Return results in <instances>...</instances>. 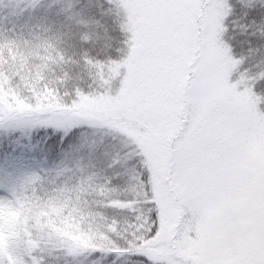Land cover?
<instances>
[{
	"label": "snow or ice",
	"instance_id": "obj_1",
	"mask_svg": "<svg viewBox=\"0 0 264 264\" xmlns=\"http://www.w3.org/2000/svg\"><path fill=\"white\" fill-rule=\"evenodd\" d=\"M106 5L124 35L123 47L105 45L103 61L85 53L91 84L66 93L67 99L49 96L45 104L37 98L24 109L0 98V130L26 134L34 124L51 125L57 132L49 142L54 147L60 139L79 141L84 129L109 121L131 130L122 138L147 196L156 191V168L163 167L172 191L184 189L187 175L194 173L203 187L229 197L242 168L244 146L253 141L264 146V93L256 92V84L264 83V21L258 28L249 21L251 0H106ZM248 36L253 39L243 38ZM237 44L246 45L240 55L234 52ZM233 68H244L239 80L232 79ZM246 83L251 87H242ZM84 105L99 111H83ZM5 163L12 172L0 176V183L7 188L21 159ZM36 179L27 177L0 199V213L23 208L31 199L23 191ZM258 186L257 227L264 252V156ZM158 202L148 205V230L133 229V234L117 238V250L70 247L67 254L99 251L125 264H174L171 256L155 259L148 252L164 228ZM28 231L23 216L12 227L0 220V264H41Z\"/></svg>",
	"mask_w": 264,
	"mask_h": 264
},
{
	"label": "rangeland",
	"instance_id": "obj_2",
	"mask_svg": "<svg viewBox=\"0 0 264 264\" xmlns=\"http://www.w3.org/2000/svg\"><path fill=\"white\" fill-rule=\"evenodd\" d=\"M251 3L249 16L255 6H261L262 0H251ZM72 4L76 7L70 8ZM43 5L59 10L79 26L93 23L85 19V12L92 16L101 12V18L107 16L106 0H0V12L4 13L2 23L8 24L11 31L16 25L7 20L17 22L22 16H28L26 25H29L30 20L41 16L38 11L44 9ZM248 19L251 21V17ZM94 24L109 30L106 22L99 20ZM52 27L53 24L46 26L47 42L43 37L32 52L27 53L26 44L24 50L20 51L18 46L9 50L11 57L0 52V98L6 103L30 109L29 101L37 98L45 104L49 96L67 99L65 94L72 91V86L78 87L77 78L86 68L83 59L75 61V51L80 48L81 52L91 53L96 48L103 49L105 36L94 37L84 31L83 40L79 38L81 43L74 44V35L68 30L62 33ZM50 31L63 39L60 46L49 43ZM85 35L89 37L87 41ZM96 41L98 44L94 45ZM62 47L72 53L68 54ZM25 58L31 59L26 63L22 60ZM243 72L242 68H233L232 79L239 80ZM243 86L251 87L247 83ZM82 110L99 111L92 105H84ZM104 124L84 129L79 141L68 142L60 152L56 175H73L71 189L56 196L53 203L40 211L28 210L22 214L23 222L30 229L26 235L36 245L33 255L41 264H125L122 259L114 260L99 251L67 253L70 247L117 250L113 247L117 238L125 233L133 234V229L135 232L148 230V213L152 210L148 205L157 199L155 207L163 212L164 228L148 248L152 258L171 256L174 264H208L210 260L261 264L264 261L257 227L258 175L264 146L256 141L244 146L242 168L238 180L231 184L229 197L214 187H203L201 178L194 173L187 175L184 189L172 191L167 182L169 173L163 167L156 168V191L149 197L122 138L129 136L131 130H122L119 124L109 121ZM47 129L54 131L51 125L42 124L28 127L26 134L0 130V147L18 143L31 148L33 133ZM6 197L0 194V199Z\"/></svg>",
	"mask_w": 264,
	"mask_h": 264
},
{
	"label": "trees",
	"instance_id": "obj_3",
	"mask_svg": "<svg viewBox=\"0 0 264 264\" xmlns=\"http://www.w3.org/2000/svg\"><path fill=\"white\" fill-rule=\"evenodd\" d=\"M39 10L38 13H42L40 17L36 16L30 20V24L26 25L28 16H22L17 22L8 21L10 24L16 25L10 31L8 24H3L1 18H4L2 12H0V52L6 57H11L13 54L9 50L15 49L18 46L19 50H24L23 46L27 45V53L32 52L36 48L40 39L45 37L47 42V30L46 26L49 28L53 24V29L59 32H65L68 30L70 35H74V44H80L83 40L84 31L92 34L94 37L105 36L104 42L101 45L104 49L105 45H111L112 48H122L124 35L119 31L118 27L114 23V15L109 14L107 11V16L101 18L98 12L96 16H92L90 13L85 12V19L93 23H86L84 26L77 25L74 21L68 20L65 16L59 13V10H52L50 7H46ZM82 14V12H80ZM251 21L255 22V26L258 28L262 21H264V7L260 5L255 6V9L251 12ZM106 22L109 30L95 25L97 21ZM85 27V28H84ZM51 36L49 37V43H56V46L63 43V39H60L59 34L50 31ZM229 35H232L230 32ZM244 39H253V37H243ZM258 39V35H257ZM96 41L94 45H97ZM258 46V45H256ZM63 50L67 51L68 54L72 53L69 48L62 47ZM102 49V50H103ZM95 49L91 53L89 51H82L79 48L76 53H74L75 61L82 60L87 53L90 57H103L107 56V53ZM246 50V45L242 48L240 45H235L234 52L236 55H240L241 52ZM114 56L115 53H112ZM21 56H26L22 54ZM27 57V56H26ZM31 58L22 59L24 62L28 63ZM253 61H249L252 63ZM248 65H245L246 68ZM242 68V69H244ZM76 72V71H74ZM81 75L77 78L78 87L84 88L89 86L91 82V77L87 68H83L80 71ZM77 74V73H76ZM72 86V90L75 89ZM256 92L264 93V83L256 84ZM31 140L32 147H28L27 144L21 147L20 144H10L2 145L0 147V176H3L5 172H12V169L8 168L6 161L9 158L17 157L21 159V163L18 165L17 169L13 172V184L9 185L7 188L5 185L0 183V194L9 195L11 191L16 190L20 187L27 177L31 175L38 176L32 183H28L26 190L23 191V195L31 199L25 201V206L16 211H3L0 213V220H2L3 226L12 227L20 220L22 214H25L28 210L38 212L54 202L56 196L64 195L65 191L71 189L73 185V175H56L58 168V161L61 157L60 152L66 148L64 139L57 140L53 147L49 142L53 140V137L57 135L56 131L47 129L45 131H38L33 133ZM35 146V147H34ZM40 147V148H38ZM56 192H58L56 194ZM151 209V208H150Z\"/></svg>",
	"mask_w": 264,
	"mask_h": 264
}]
</instances>
